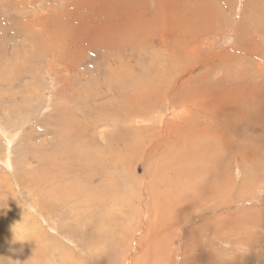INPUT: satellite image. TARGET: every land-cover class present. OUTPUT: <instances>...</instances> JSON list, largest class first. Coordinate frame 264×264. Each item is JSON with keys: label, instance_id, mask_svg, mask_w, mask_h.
<instances>
[{"label": "rangeland", "instance_id": "1", "mask_svg": "<svg viewBox=\"0 0 264 264\" xmlns=\"http://www.w3.org/2000/svg\"><path fill=\"white\" fill-rule=\"evenodd\" d=\"M101 26L109 28L107 33L127 31L133 44L113 42L112 36L108 44L102 43ZM144 47L152 58L154 51L166 48L179 58L175 66L180 78L171 87L174 99L162 100L156 109L160 99L153 93L146 106L148 91L137 116L114 113L105 122L97 107L119 99V92L109 85L121 78L103 72L117 63L126 67V62L131 65L128 71H150L152 63L147 59L130 61V53ZM78 58L83 62L78 63ZM134 88L132 93L138 96ZM262 88L264 0H0V264H157L163 255L158 245L167 231L174 230L162 225L151 237L158 206L174 207V197L163 196L176 190L177 200L191 199L187 206L194 210L208 197L195 195L193 185L213 173L218 180L223 178L211 181V189L216 190L212 192L218 194L216 185L223 184L227 196L207 201L215 209L180 230L173 258L162 264L166 260L168 264H264V121L224 116L218 102L228 93L242 95ZM100 90L103 95L95 94ZM173 113L181 117L174 119ZM104 122L106 126L99 125ZM169 124L179 126L177 139L173 132L163 141L171 152L150 151L155 140L151 130ZM104 132L108 140L115 132L109 141L112 148L106 146ZM69 153L74 159L66 156ZM62 159L72 165L95 160L104 165L94 164L96 170L91 167L80 174L69 172L71 166L64 168ZM110 164L126 173L127 186L121 177L107 178L117 176ZM153 168L157 169L150 175ZM170 169L183 172L177 185H169L175 179ZM156 173L170 180L169 186L156 188L159 205L142 187ZM105 179L116 183L110 185ZM186 181L188 186L192 183L189 190L182 186ZM83 193H103L106 199L83 203L79 200ZM207 222L206 230H195ZM13 225L26 241L14 242ZM193 231L192 238L199 240L195 238L191 246L188 234ZM147 239L153 243L150 258L145 253ZM155 246L158 254L153 256Z\"/></svg>", "mask_w": 264, "mask_h": 264}, {"label": "bare ground", "instance_id": "2", "mask_svg": "<svg viewBox=\"0 0 264 264\" xmlns=\"http://www.w3.org/2000/svg\"><path fill=\"white\" fill-rule=\"evenodd\" d=\"M213 3H214V1H213ZM214 5V4H213ZM241 5V4H240ZM217 10V9H216ZM99 13V12H98ZM97 13V14H98ZM223 13V12H222ZM217 14H219V13H217ZM135 15V14H134ZM184 16V15H183ZM130 17V16H129ZM128 17V18H129ZM132 17V16H131ZM130 17V18H131ZM220 17H221V15H220ZM119 18V17H118ZM125 18H127V17H125ZM128 18L126 19V21L128 20ZM133 20V19H132ZM144 20V19H143ZM209 20V19H208ZM128 22V21H127ZM131 23V22H130ZM136 23V22H135ZM129 24V23H128ZM138 24V23H137ZM133 24H131V26H132ZM207 25V24H206ZM218 25H220V24H218ZM122 26V25H121ZM126 26V25H125ZM128 27H130L129 29H131V26H129V25H127ZM151 26V25H150ZM222 26V25H221ZM133 28L135 27V26H132ZM147 27V26H146ZM210 27V26H209ZM101 28V29H100ZM98 30L101 32V34L98 36V38L100 39V41L102 42V43H106V44H108V42H109V40H111L110 38H111V36L112 37H114V39H113V42H119V41H121L120 43H122V41H125L126 40V44H130V45H132L133 43V41L134 40H132L131 38L132 37H130V36H126V34H128V33H126V32H124V31H117V30H114L113 31V29H111L110 30V32L109 33H107L108 32V29H107V26H101ZM123 28V27H122ZM216 28V27H215ZM135 29H136V27H135ZM84 30V29H83ZM124 30V29H123ZM132 30V29H131ZM220 31V30H219ZM91 33H95V31H92V29H91V31H90ZM129 32V31H128ZM200 32V31H199ZM90 33V34H91ZM130 33V32H129ZM52 34V33H51ZM79 37H80V35L82 34L83 35V33L80 31L79 33ZM102 34H105V35H103L102 36ZM106 34H108L107 36H106ZM93 35V34H92ZM85 36V35H84ZM74 37V36H73ZM92 37H94V36H92ZM96 37V36H95ZM75 38V37H74ZM73 38V39H74ZM88 38V37H87ZM88 40V39H87ZM170 40V39H169ZM85 41V40H84ZM165 41V40H164ZM89 42V41H88ZM99 43V42H98ZM124 43V42H123ZM91 44V45H90ZM90 44H88V46H90V48H92V47H94V46H92V42L90 41ZM105 44V45H106ZM113 44V43H112ZM145 44V43H144ZM147 44V43H146ZM156 44V43H155ZM154 44V45H155ZM160 44H161V42H160ZM62 45H64L63 43H62ZM101 46V45H100ZM161 46V45H160ZM108 46H106V48H107ZM163 47V46H162ZM132 48V47H131ZM136 48H138V47H136ZM64 50V49H63ZM95 50V49H94ZM98 50V49H97ZM105 50H107V49H105ZM114 50V48H111L110 49V51L109 52H112ZM130 50V49H129ZM134 50V49H133ZM138 50V49H137ZM150 50V49H149ZM146 47H144V48H141L140 50H138V51H136L135 53H130L131 54V56H130V61H132V63H134V61L136 60V59H138V60H144V61H146V59H147V61H149V62H151L150 64H151V70L148 72L147 70H141V74H140V72L139 71H137L136 73H134V71H133V68L131 69V71L129 70L128 71V68H129V66H131V65H128V63L126 62V64H124L126 67H123V65L120 63L119 65L120 66H117L118 65V63L116 64V65H113V66H115L114 67V69H113V66H111V70H110V68H109V71H104L103 73L104 74H106V76L107 75H116L117 77H119V78H121V80H117L115 83H111L109 86V88H112V89H110L111 91H115V93H117V92H119V99L118 100H114V101H116V102H113V104H110V105H107V107H97V108H99V116L100 117H104L105 118V122H109L110 121V119H112V117H115L114 116V113H115V115L117 114L118 116H120L121 115V113H123V114H125L124 116H128L129 117V113H133L135 116H137V111H140V110H137L138 109V105H140V104H142V105H144L143 103H144V101L142 100V99H144L145 98V96H147L148 94V91H149V93L151 94V97L148 99L149 100V102H147V104H146V106L153 100L152 98L154 97L152 94L153 93H155V96H156V98H158V99H160L158 102H157V107H156V109L157 108H159L161 105V101L163 100V102H165L166 100L165 99H167V100H171L172 98H173V95L174 94H176L173 90H172V88H173V86H175V84L177 83V81H178V78H180V68L178 69V68H176V63H175V61L176 60H179V58L177 57V55L171 50V49H169V48H166V49H160L159 51H154L155 53H152V54H154V58H152L151 57V55H150V53L148 54V56H147V52L149 51ZM108 51V50H107ZM63 52V51H62ZM75 52V51H74ZM80 52V51H79ZM94 51H93V49H92V53H93ZM96 52V51H95ZM109 52H107V53H109ZM76 53L80 56V53H78V51H76ZM104 53V52H103ZM112 54L111 53H109V56H111ZM82 56V55H81ZM94 56H97V55H94ZM120 56H122L123 58H125V59H123L124 61L125 60H127L128 58V56H124V55H120ZM136 57V58H135ZM86 58V57H85ZM127 58V59H126ZM200 59V58H199ZM198 62H199V60H197ZM77 62L78 63H81V62H83V61H81V58H78V60H77ZM174 63V64H173ZM143 64V63H142ZM158 67H157V66ZM80 66V65H79ZM133 66V65H132ZM147 66V65H146ZM157 67V68H156ZM182 67V66H181ZM187 69H189V66L188 67H186ZM142 69H144V67H142ZM183 71V70H182ZM116 72V73H115ZM84 74V73H83ZM101 74H102V72H101ZM128 75H130V77H132V78H130ZM137 75H141V76H139L138 78H136L135 76H137ZM65 79V78H64ZM131 79H132V81H131ZM111 80V79H110ZM116 80V79H115ZM136 80V81H135ZM112 81H114L113 79H112ZM111 81V82H112ZM131 81V82H130ZM142 81H144V82H142ZM144 83L145 85H143L142 83ZM108 84H109V82H108ZM134 84H135V86H134ZM140 85V86H139ZM143 86V87H142ZM123 87H129V90H126V89H124ZM131 87V88H130ZM133 87H135L134 89L135 90H139V91H137L138 92V96L137 95H133V93H132V88ZM172 87V88H171ZM189 87V86H188ZM139 88V89H138ZM99 90V89H98ZM175 90V89H174ZM92 91H94V90H92ZM130 92V95L128 96L127 94V92ZM176 91V90H175ZM83 92V91H82ZM146 92V93H145ZM179 92V91H178ZM198 92V91H197ZM207 92V91H206ZM174 93V94H173ZM184 93V92H183ZM198 93H200V92H198ZM225 93H228V90L225 92ZM224 93V94H225ZM93 94V92H91L90 93V95H92ZM95 94H97V95H99V96H101V95H103L104 94V92L102 91V90H100V91H98L97 93H95ZM108 94V93H107ZM186 95V94H185ZM200 95H201V93H200ZM93 96V95H92ZM134 96V97H133ZM137 96V97H136ZM182 97H183V94L181 95ZM203 96V95H202ZM109 97V96H108ZM144 97V98H143ZM178 97H180L179 95L178 96H175V98H178ZM201 97V96H200ZM87 98V97H86ZM147 98V97H146ZM228 98L231 100L228 104H227V101H228ZM174 99V98H173ZM172 99V100H173ZM179 99V98H178ZM195 99V98H194ZM197 99V98H196ZM203 99V98H202ZM97 100V99H96ZM141 101V102H140ZM177 101V100H176ZM191 101H192V99H191ZM191 101H189V100H183L182 102H184V103H188V104H190L191 103ZM211 101V100H210ZM203 102H205V101H203ZM218 102H220L222 105H223V109H222V111H221V114L222 115H224V116H228V117H230V116H232L233 117V119H237V121L238 120H245V121H247V120H249V119H251V118H253L254 119V122L256 123H260L261 121H264V90H263V88L262 89H260V90H257V89H253V90H246V92H242V95H237L236 94V92L235 93H233L232 95H229V93L228 94H225L224 96H223V98L221 99V100H219ZM170 103V102H169ZM175 104V103H174ZM183 104V103H182ZM142 105H140V106H142ZM169 105V104H168ZM192 105V104H191ZM212 105H214V104H212ZM149 106V105H148ZM176 107V106H175ZM181 107V106H180ZM179 107V108H180ZM214 107L215 108H218V106L217 105H214ZM73 108V107H72ZM181 109V108H180ZM117 111V112H116ZM176 111V110H175ZM218 111H220V110H218ZM178 112V111H177ZM118 113H120V114H118ZM174 115H172L173 117L172 118H180L181 116H178L179 114H176V113H173ZM191 115V114H190ZM117 116V117H118ZM193 116V115H192ZM184 117V116H183ZM137 118V117H136ZM149 118V117H148ZM160 118V117H159ZM159 118H158V120H159ZM184 119V118H183ZM124 120V119H123ZM112 121V120H111ZM121 121V120H120ZM126 121V120H125ZM136 121V120H135ZM145 121H148L147 119H144V122ZM187 121H189L188 120V118H186V120H184V125H186L187 123ZM216 121V120H215ZM101 123V124H99V125H103V126H106V123ZM115 122V121H114ZM158 122V121H157ZM98 125V126H99ZM125 125V124H124ZM137 125V124H136ZM158 125V124H157ZM201 125V124H200ZM255 126L257 125V124H254ZM102 126V127H103ZM117 126V125H116ZM162 126H163V124H162ZM119 127H121V125L119 126ZM132 128V127H131ZM158 128V127H157ZM156 127L155 128H153L151 131L153 132L152 133V136H153V138L152 139H155L153 142L154 143H152V145H151V147L149 148V146H148V148H149V150L150 151H152L153 149H163V151H165V152H171V149H169V151H168V146H166L164 143L165 142H167L168 141V139H167V137L169 138V136H171L172 135V133L174 132L175 133V136H174V138H176L177 139V137H178V133L177 132H179V126H178V124L177 125H175L174 124V126H172L171 124H169L168 126H167V128L166 129H161V130H158ZM176 128V129H175ZM186 131L188 130V127H186V126H184L183 127ZM121 129H123L122 127H121ZM133 129H135L136 130V128H134L133 127ZM191 129V128H190ZM220 129V128H219ZM97 130V129H96ZM129 130V129H128ZM149 130V129H148ZM100 132V131H99ZM117 132V131H116ZM139 132V131H138ZM100 133H102V132H100ZM99 133V134H100ZM151 133V132H150ZM194 133V132H193ZM198 133V132H197ZM201 133V132H200ZM196 134V133H195ZM180 135H182V134H180ZM103 138L105 139V143H106V146H108L109 148H112V143H111V145H110V143H109V141H112V139L115 137V132L113 133V135H111V140H108V139H106L107 138V136H106V134H105V132L103 133ZM110 136H108V138H109ZM113 137V138H112ZM166 137V138H165ZM185 137V136H184ZM231 137H233V136H231ZM235 137H236V135H235ZM238 137V136H237ZM188 138V137H187ZM110 139V138H109ZM184 139V138H183ZM244 139V138H243ZM238 140V139H237ZM93 141H94V138H93ZM163 141H164V143H163ZM149 142V141H148ZM147 143V142H146ZM68 144V143H67ZM143 144V143H142ZM228 144V143H227ZM168 145V144H167ZM181 148V147H180ZM198 149V148H197ZM228 149H229V147H228ZM74 150V149H73ZM76 150V149H75ZM74 150V151H75ZM163 151H162V153H163ZM252 151V150H251ZM55 152V151H54ZM134 152V151H133ZM157 152V151H156ZM95 153H97V151H95ZM148 153V152H147ZM146 153V154H147ZM152 153V152H151ZM154 153V152H153ZM152 153V154H153ZM158 153V152H157ZM168 154V153H167ZM85 155V154H84ZM148 155V154H147ZM155 155V154H154ZM70 160H72V159H74V155H73V153H69V154H67L66 155ZM93 156V155H92ZM156 156V155H155ZM180 156H182V155H180ZM187 156V155H186ZM51 157V156H50ZM66 157V158H67ZM75 157H79V156H75ZM87 157V156H86ZM148 157H150L149 155H148ZM151 157H153V156H151ZM188 157V156H187ZM65 158V159H66ZM93 158V157H92ZM121 158V157H120ZM154 158V157H153ZM115 159V158H114ZM145 159V158H144ZM149 159V158H148ZM151 159V158H150ZM63 160V159H62ZM69 160V161H70ZM157 160V159H156ZM161 160V159H160ZM159 160V161H160ZM89 161V160H88ZM154 161V160H153ZM179 161V160H178ZM110 162V161H109ZM148 162V161H147ZM152 162V161H151ZM154 162H156V161H154ZM173 162V161H172ZM260 162H262V161H260ZM260 162H257L256 163V165L258 166V167H260V166H262V164L263 163H261L260 164ZM63 163L64 164H66L67 166H64V168H66V169H68L69 168V166H71V167H73V168H71V169H73V170H71V171H69V172H73V171H78L80 174H81V172L83 173V169H89V168H91V167H94L95 168V170H96V168H97V166L98 165H104V163L103 162H101V161H99V160H95L94 162H85V161H79L78 163H75L74 165H72V164H70L69 162H65L64 160H63ZM73 163V162H72ZM150 163V162H149ZM160 163V162H159ZM158 163V165H160ZM162 163V162H161ZM174 163V162H173ZM94 164H97V166H95ZM151 164V163H150ZM164 164H166V163H164ZM172 164V163H171ZM206 164V163H205ZM81 165V166H80ZM117 165V164H116ZM80 168H79V167ZM114 167V164H110V167ZM161 166V165H160ZM164 166V165H163ZM177 166V165H176ZM189 166H191V165H189ZM155 167V166H154ZM157 167V166H156ZM174 167V166H173ZM165 168V167H164ZM190 168V167H189ZM155 169H157V168H153V169H149V171H148V173L151 175V172H155ZM167 169V168H166ZM165 169V170H166ZM86 170H84V172L86 173ZM191 170V169H190ZM199 170V169H198ZM60 171V170H59ZM68 171V170H67ZM88 171V170H87ZM91 171H93V170H91ZM117 173V176L115 175V177H113V176H111V174H109L108 175V173H107V178L108 179H111L112 181H113V179H115V178H119V177H121L122 178V183L124 184V185H126L127 186V183H129L128 182V180H127V175H126V173L125 174H123V172H120V171H118V169H116V171H115V167H114V170H113V174H115V173ZM168 172V171H167ZM170 172H172L171 171V169H170ZM193 172H195V171H193ZM93 173V176L95 177V175L97 176V172H92ZM92 173H91V176H90V178H93V176H92ZM103 173V172H102ZM101 172H100V174H102ZM158 173V172H157ZM157 173L155 174V175H152L151 177H150V179L149 180H145L144 181V183H143V185H142V187H144V192L146 193V191L148 190L149 191V193H148V195H149V198L151 199V201H152V203L154 204V203H156V202H158V205H159V199H160V196L161 195H159L158 193H157V191H156V188H160V187H163V186H165V185H167V186H169V185H172V184H174V185H177V180H178V178H179V176L180 175H182V173L183 172H181V170H177V171H175V172H172L173 174H171V175H173V177L175 178V179H171V180H173L174 182L173 183H171V182H169L170 180L169 179H163V178H161V175H159V176H157ZM67 174V173H66ZM103 175V174H102ZM196 175H197V173H196ZM208 175H210V174H208ZM227 175V174H226ZM201 176V175H200ZM218 176V175H217ZM217 176H216V174L215 173H213L211 176H208V179H206V178H204L201 182H196L194 185H193V188H194V186H195V189L197 190V193H195V195H200L201 194V196L202 195H204V196H202V197H205V196H207L208 198L207 199H205V201L202 203L201 201H200V203H202V204H200V206H196L195 208H194V210H190V208L187 206L188 205V201H190V200H181L180 198L177 200V197L175 196V192H176V190L174 191V193H172V191H171V193H166L164 196H163V198L165 199L166 197H170V196H173L174 197V207H171V208H169L168 206H167V203L166 204H163L162 203V205H161V208H159V206H158V213H159V217H158V221H157V223L154 225V227L153 228H151V227H149V228H151V231L153 232V234L151 233V237H152V239L153 238H155V235H154V232L155 231H157V228H159V227H162V225L164 226V227H168V229H174V230H169V231H167V233L164 235L165 236V238H164V240L158 245V247H160V250H161V252H162V256L158 259L157 258V264H162V262H164V260L165 259H168V258H173V254H174V252H173V247H175L174 245L176 244V238H180V236H181V231L180 230H182L183 228H184V226L187 224V223H190V222H193L194 220L196 221V219H198L199 218V216H201V215H206V214H210V212L212 211V210H214L215 208H210L209 207V204L207 203V201H209L210 199H213V198H216L217 196L216 195H220V196H224V192L226 193L227 191V189H226V185H221V187H220V185H216L217 187L219 186V188H218V194H216L215 195V193H213L212 191H214V192H216V190H212L211 189V181L213 180V179H215V180H217V182L218 181H221L222 180V178H223V176H222V178L220 177V179L218 180V178H217ZM74 177V176H73ZM256 177V176H255ZM188 178H189V176L186 178V180H188ZM192 178V177H191ZM195 178V177H194ZM247 178V177H246ZM70 179V178H69ZM88 179V178H87ZM200 179V178H199ZM198 179V180H199ZM228 179V178H227ZM107 179H105V183L107 182V183H109L110 185H114L116 182H113L112 183V181L110 180H107ZM115 181V180H114ZM160 181H163L162 183H160ZM189 181V180H188ZM188 181H186L182 186H184L185 185V188H187V190H189L190 188H191V184H189V186L187 185V182ZM197 181V180H196ZM167 182H169V185H168V183ZM195 182V181H194ZM227 182V181H226ZM158 183V184H157ZM189 183V182H188ZM221 183V182H220ZM228 183V182H227ZM71 184V183H70ZM102 184H104V183H102ZM225 184V183H224ZM67 185V184H66ZM89 185V184H88ZM92 185H93V183H92ZM123 185V186H124ZM214 185V184H213ZM86 186V185H85ZM94 186V185H93ZM155 186V187H154ZM225 186V187H224ZM181 187V186H180ZM213 187V186H212ZM222 187L223 188H225V191H223L222 190ZM80 188V187H79ZM106 188V187H105ZM143 189V188H142ZM73 190V189H72ZM74 190H75V188H74ZM77 190V189H76ZM94 190V189H93ZM93 190H92V193H93ZM183 190V189H182ZM89 191H90V189H89ZM71 192V191H70ZM88 192V191H87ZM72 193V192H71ZM74 193H76V191L74 192ZM80 193H82V192H80ZM228 193V192H227ZM84 195H80L81 197L79 198V200L80 201H82L83 203H87V202H89V201H91V200H98V201H102L103 199L105 200L106 199V196L103 194V193H100L99 195H96V194H87V193H83ZM147 194V193H146ZM104 195V196H103ZM227 196V195H226ZM226 196H224V198L226 197ZM57 197H59V196H57ZM173 197H171V199H173ZM200 197V196H199ZM198 197V198H199ZM119 198V197H118ZM57 199V198H56ZM111 199V198H110ZM120 199V198H119ZM196 199V198H195ZM113 201V200H112ZM198 201V200H197ZM81 202V203H82ZM94 202V201H93ZM162 202V201H161ZM194 202V201H193ZM199 202V201H198ZM99 203V202H98ZM161 204V203H160ZM203 204H205V205H203ZM197 205V204H196ZM42 206V205H41ZM171 206V205H170ZM205 206V207H204ZM226 206V205H225ZM44 207V206H43ZM194 207V206H193ZM221 206H219L217 209H219ZM39 208L40 209H42L41 207H38L37 209L39 210ZM138 208V207H137ZM151 208V207H150ZM158 213H156V214H158ZM136 214V213H135ZM156 220V219H155ZM154 220H152V223H154L153 222ZM207 224L208 225H203V226H197L196 228H195V230L197 229V228H200V230L203 232L204 231V229L206 230L207 228H208V226H210V223L209 222H207ZM151 226V225H150ZM163 227V228H164ZM191 230H193V229H191ZM194 230V231H195ZM199 230V231H200ZM149 231H150V229H149ZM194 231L191 233V235H189L188 234V236H190V243L191 244H189V245H193V240L196 238H192V234H194ZM20 232V231H19ZM131 233V232H130ZM129 233V234H130ZM150 233V232H149ZM186 233H187V231H186ZM201 233V232H200ZM99 234V233H98ZM163 237V236H162ZM176 237V238H175ZM185 237V236H184ZM127 239V238H126ZM152 239L151 240H148L147 239V241H146V250H145V253H146V256L147 257H151V252H149V251H151L150 249H151V246L153 245V243H152ZM196 239H198V238H196ZM195 239V240H196ZM116 240V239H115ZM179 240V239H178ZM184 240V239H183ZM199 240V239H198ZM124 241V240H123ZM123 241H121V242H123ZM125 241H128V240H125ZM124 241V242H125ZM127 243V242H126ZM132 243V242H131ZM145 244V243H144ZM184 244V243H183ZM141 245V244H140ZM143 246V245H142ZM177 246V245H176ZM179 246V245H178ZM156 247V246H155ZM186 247V246H185ZM184 247V248H185ZM182 248H183V246H182ZM187 248V247H186ZM158 248L156 247L155 248V251L153 252V256H155L156 254H158ZM185 250L183 249V252H184ZM190 253V252H189ZM143 254H144V252H143ZM183 254V253H182ZM205 254V253H204ZM184 255H185V253H184ZM123 256V255H122ZM98 257V260H100L101 259V255H98L97 256ZM193 257H194V255H193ZM196 257V256H195ZM71 258H73V257H71ZM85 258H87V259H90V256L89 255H87ZM79 259V258H78ZM127 259V258H126ZM191 259V258H190ZM194 260H197V259H194ZM77 261V260H76ZM148 261V260H147ZM153 261V260H152ZM177 261V260H176ZM175 261V262H176ZM83 262H84V260H83ZM149 263H150V261H148ZM32 263V262H31ZM166 264H168V261L166 260V262H165ZM83 264V263H82ZM164 264V263H163Z\"/></svg>", "mask_w": 264, "mask_h": 264}, {"label": "clouds", "instance_id": "3", "mask_svg": "<svg viewBox=\"0 0 264 264\" xmlns=\"http://www.w3.org/2000/svg\"><path fill=\"white\" fill-rule=\"evenodd\" d=\"M12 232H13V240H14V242H24V241H26L25 239H23V237L17 231L16 225H13Z\"/></svg>", "mask_w": 264, "mask_h": 264}]
</instances>
